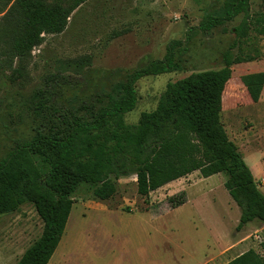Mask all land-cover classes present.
Here are the masks:
<instances>
[{
    "label": "rangeland",
    "instance_id": "rangeland-1",
    "mask_svg": "<svg viewBox=\"0 0 264 264\" xmlns=\"http://www.w3.org/2000/svg\"><path fill=\"white\" fill-rule=\"evenodd\" d=\"M5 2L0 0L3 39L2 19L10 8ZM223 3L88 0L62 34L45 35L28 59L11 61L0 49V161L41 125L39 99L60 110L97 104L130 72L163 59L174 41L183 42L175 50L181 70L137 83L138 105L126 115L128 124L136 125L142 113L157 108L168 83L223 68V55L236 39L232 29L242 16L209 33L197 28L206 16L220 15ZM251 12L264 13V0H252ZM247 42L232 53L261 57L232 67L221 121L264 194V91L254 103L242 83L243 76L264 72V37L252 30ZM186 178L149 197L138 195L135 176L116 181L117 192L107 201L82 190L49 264H205L212 258L213 264H225L250 250L263 256L264 224L255 221L237 230L241 211L224 186L226 175L205 179L196 172ZM182 192L187 203L173 208L169 199ZM42 230L43 221L30 204L0 216V264H17Z\"/></svg>",
    "mask_w": 264,
    "mask_h": 264
},
{
    "label": "trees",
    "instance_id": "trees-1",
    "mask_svg": "<svg viewBox=\"0 0 264 264\" xmlns=\"http://www.w3.org/2000/svg\"><path fill=\"white\" fill-rule=\"evenodd\" d=\"M5 1L4 7L10 8L2 19L6 34L0 37V49L11 61H22L31 57L45 35L62 34L73 12L88 0ZM251 2L224 0L221 14L206 16L197 27L209 33L242 16L232 29L236 39L223 55L224 67L168 83L157 108L142 113L136 125L128 124L125 117L137 108V83L180 71L175 50L182 41L170 43L163 59L130 72L97 104L60 110L39 99L41 125L29 138H20L0 161V216L30 204L43 221L41 236L17 264H49L79 192L107 201L117 192L115 182L132 176L137 179L138 195L149 197L195 172L205 179L225 174L224 186L241 211L237 230L255 221L264 224V194L221 121L232 67L261 57L232 53L248 44L252 30L264 37V13L254 15ZM242 83L250 99L258 103L264 72L245 75ZM46 110L48 114L42 115ZM186 202V192L169 199L173 208ZM261 248L264 252V242ZM228 264H264V255L250 250Z\"/></svg>",
    "mask_w": 264,
    "mask_h": 264
},
{
    "label": "crops",
    "instance_id": "crops-1",
    "mask_svg": "<svg viewBox=\"0 0 264 264\" xmlns=\"http://www.w3.org/2000/svg\"><path fill=\"white\" fill-rule=\"evenodd\" d=\"M257 168H258V165H257ZM251 171H252V173H253V175H254L255 181L257 182V178H256V176H255V171H254V169L252 168ZM195 173H196V172H195ZM195 173H193V174H195ZM193 174H192V175H193ZM192 175H191V176H192ZM191 176H189V177H191ZM215 176H216V175H215ZM186 179H187V178H183V179H181V180H186ZM173 183H174V182H173ZM188 199H189V198H188ZM186 203H187V202H186ZM186 203H185V204H186ZM212 260H213V258L210 259L209 262H207V263H205V264H213V261H212ZM233 260H234V259H233ZM230 262H231V261H230ZM228 263H229V262H227V263H225V264H228Z\"/></svg>",
    "mask_w": 264,
    "mask_h": 264
}]
</instances>
